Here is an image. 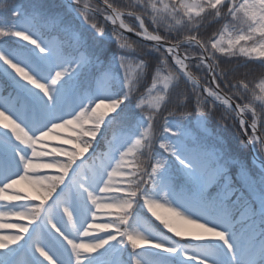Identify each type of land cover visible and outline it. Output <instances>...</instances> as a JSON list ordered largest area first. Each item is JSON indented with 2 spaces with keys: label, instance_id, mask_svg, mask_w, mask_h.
Wrapping results in <instances>:
<instances>
[{
  "label": "snow or ice",
  "instance_id": "obj_1",
  "mask_svg": "<svg viewBox=\"0 0 264 264\" xmlns=\"http://www.w3.org/2000/svg\"><path fill=\"white\" fill-rule=\"evenodd\" d=\"M249 64L264 0L0 4V264H264Z\"/></svg>",
  "mask_w": 264,
  "mask_h": 264
},
{
  "label": "trees",
  "instance_id": "obj_2",
  "mask_svg": "<svg viewBox=\"0 0 264 264\" xmlns=\"http://www.w3.org/2000/svg\"><path fill=\"white\" fill-rule=\"evenodd\" d=\"M55 2H58V1H55ZM114 2L117 5L124 7V6L128 5L129 3H135V0H114ZM24 4H26V3L24 2ZM23 9H25L24 6H23ZM96 19H97V21H100L98 17H96ZM114 49H115L114 42L107 45V50L109 52L113 51ZM262 71H264V70L260 69L258 64H249L247 68H241L239 70V72L235 73V75L239 76L240 74H242L244 72H248L249 73L248 78L250 80L255 79L257 81L259 78H261ZM256 103L259 104V101H256ZM219 115H220V113L218 112L216 114V116L218 117ZM249 116H250V114H249ZM208 127L214 135H219V136L224 138L227 146L229 147V149L231 150V152L234 155H238L241 159L245 160L248 163L249 167L253 166L251 161H250V153H249L248 148L241 149V147H240V145L237 142V139L235 137V132L231 128H225L222 125H218L216 123L215 118H213L209 121ZM194 132L196 133L195 130H194ZM256 169H254V170H256Z\"/></svg>",
  "mask_w": 264,
  "mask_h": 264
},
{
  "label": "rangeland",
  "instance_id": "obj_3",
  "mask_svg": "<svg viewBox=\"0 0 264 264\" xmlns=\"http://www.w3.org/2000/svg\"><path fill=\"white\" fill-rule=\"evenodd\" d=\"M58 1V2H55ZM24 2L26 4H24ZM87 2L89 4H92L93 6H95V2L93 0H87ZM8 3H15V4H19L22 5V7L24 6L25 9L24 10H31V6L35 3H46V4H51V3H62V0H0V4H8ZM100 21H97L99 23H103V20L99 19ZM107 28H109V26L107 25ZM260 79V78H259ZM259 79L257 80V82L259 81ZM258 91V90H257ZM194 132V128L192 129ZM196 131V130H195ZM195 133V132H194ZM198 134V133H196ZM256 169V168H255ZM257 170V169H256Z\"/></svg>",
  "mask_w": 264,
  "mask_h": 264
},
{
  "label": "water",
  "instance_id": "obj_4",
  "mask_svg": "<svg viewBox=\"0 0 264 264\" xmlns=\"http://www.w3.org/2000/svg\"><path fill=\"white\" fill-rule=\"evenodd\" d=\"M94 1H96L97 3L99 2V0H94ZM98 17H99V16H98ZM100 18L102 19V17H100ZM108 26L111 27V25H108ZM128 35H129L131 38L136 39L135 37H132L131 34H128ZM248 149H249V151H250V153H251V159H252V162H253L254 159H255V164L258 165V167H259V159H256V153L253 152L251 146H249Z\"/></svg>",
  "mask_w": 264,
  "mask_h": 264
}]
</instances>
